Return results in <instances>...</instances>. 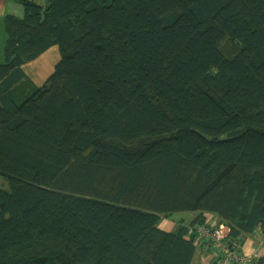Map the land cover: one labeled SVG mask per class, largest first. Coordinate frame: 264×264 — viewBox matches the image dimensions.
I'll use <instances>...</instances> for the list:
<instances>
[{
	"label": "trees",
	"instance_id": "trees-1",
	"mask_svg": "<svg viewBox=\"0 0 264 264\" xmlns=\"http://www.w3.org/2000/svg\"><path fill=\"white\" fill-rule=\"evenodd\" d=\"M15 1L0 264H193L208 221L264 234V0ZM53 46L35 85L23 66Z\"/></svg>",
	"mask_w": 264,
	"mask_h": 264
},
{
	"label": "crops",
	"instance_id": "crops-1",
	"mask_svg": "<svg viewBox=\"0 0 264 264\" xmlns=\"http://www.w3.org/2000/svg\"><path fill=\"white\" fill-rule=\"evenodd\" d=\"M24 9H22L23 12ZM8 13L18 14L20 16V8L15 0H0V61L3 58L2 49L6 39V32L4 28V16ZM60 59V53L58 46H53L45 53H43L36 60L27 63L23 66L25 73L32 80L35 85H39L50 76L54 71L56 64ZM185 218V223L190 220L191 217H181ZM180 219V218H179ZM178 219L175 217L166 218L163 217L159 222V227L166 230L172 231L176 228ZM264 234L254 233L246 237L242 244V250L253 256V260L249 264H257L260 258L264 259ZM214 255L208 252H204L200 248L197 249L196 254L193 259V264H215ZM264 264V262H263Z\"/></svg>",
	"mask_w": 264,
	"mask_h": 264
},
{
	"label": "built area",
	"instance_id": "built-area-1",
	"mask_svg": "<svg viewBox=\"0 0 264 264\" xmlns=\"http://www.w3.org/2000/svg\"><path fill=\"white\" fill-rule=\"evenodd\" d=\"M211 222L198 228L196 242L203 240L206 247L212 250L216 264H249L253 256L242 250V242L238 238L229 236L230 228L221 224L216 226ZM264 243V240H263Z\"/></svg>",
	"mask_w": 264,
	"mask_h": 264
},
{
	"label": "rangeland",
	"instance_id": "rangeland-1",
	"mask_svg": "<svg viewBox=\"0 0 264 264\" xmlns=\"http://www.w3.org/2000/svg\"><path fill=\"white\" fill-rule=\"evenodd\" d=\"M18 6H19L20 12H21L20 16H24V10L22 12V9H24L23 5H21V4L18 3ZM2 61H4L3 58H2V60L0 62H2ZM41 84H39V85H41ZM0 183H3L6 187H8V182L6 180H4L2 177H0ZM188 216H191V212H189V211H183V212H177V213H175L172 217H175V218L179 219L181 217H188Z\"/></svg>",
	"mask_w": 264,
	"mask_h": 264
}]
</instances>
